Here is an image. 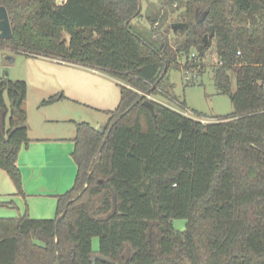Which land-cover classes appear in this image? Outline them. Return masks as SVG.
Segmentation results:
<instances>
[{
	"label": "trees",
	"instance_id": "obj_1",
	"mask_svg": "<svg viewBox=\"0 0 264 264\" xmlns=\"http://www.w3.org/2000/svg\"><path fill=\"white\" fill-rule=\"evenodd\" d=\"M180 2L187 28L176 32L184 37L175 51L132 27L139 0H0L13 30L0 48L98 69L121 92L105 132L75 122L77 173L56 196V216L0 217V264H264V0ZM213 44L216 89L233 113L203 122L153 101L154 115L144 93H170L171 68L195 84ZM28 88L0 77V169L21 195Z\"/></svg>",
	"mask_w": 264,
	"mask_h": 264
},
{
	"label": "rangeland",
	"instance_id": "obj_2",
	"mask_svg": "<svg viewBox=\"0 0 264 264\" xmlns=\"http://www.w3.org/2000/svg\"><path fill=\"white\" fill-rule=\"evenodd\" d=\"M139 1L141 14L133 19L132 27L156 46H160L164 40L173 50H178L182 42L179 36L184 37V35L174 32L172 25L185 21V7L182 6L180 0ZM58 2L61 3L62 0ZM156 22L159 23L156 24ZM153 28L157 31L154 32ZM214 46L213 44L207 52L201 64L205 68L204 72L196 78L195 84H188V74L183 68H171L164 80L166 89L180 102L186 104L190 115L204 122L215 121L217 116H227L234 111L230 96L219 94L216 89L211 68V64L217 62ZM180 60L184 62V56H181ZM63 64L66 63L60 64L55 59L43 56L33 59L11 49L0 48V77L5 75L10 79H22L28 83L26 101L28 115L33 120H39L38 118L43 116L45 109L48 108L53 113V118L59 119L57 125L54 124V126L60 128L63 133L61 135L66 140L55 141L56 147L69 145V137H73L76 133L75 122H89L95 128L106 126L109 119L107 110L115 109L120 100L117 96L120 91L119 84L110 81L112 85L96 86L90 81L79 80L77 82L71 78L67 79L65 69L61 68L65 66ZM229 75L231 89L234 91L237 88V76L233 71ZM190 76H193L192 73ZM61 83L62 86H60ZM50 96L62 97L43 106L42 101ZM201 113L206 116H200ZM174 226L176 229L184 230L186 220L184 218L175 219ZM93 247L98 249V237L93 239Z\"/></svg>",
	"mask_w": 264,
	"mask_h": 264
},
{
	"label": "crops",
	"instance_id": "obj_3",
	"mask_svg": "<svg viewBox=\"0 0 264 264\" xmlns=\"http://www.w3.org/2000/svg\"><path fill=\"white\" fill-rule=\"evenodd\" d=\"M63 65L60 67L65 69L67 79L90 81L96 86L111 84L110 81L119 84L118 80L98 69L75 64ZM117 96L120 98V91ZM38 119L33 120L28 115L30 142L22 147L18 158L25 195L17 192L8 173L0 169V217H19L28 213L34 218H54L57 210L56 196L67 192L74 184L77 165L72 151L76 133L69 137V145L56 147L55 141L66 140L60 128L54 126L59 119L53 118L48 108Z\"/></svg>",
	"mask_w": 264,
	"mask_h": 264
},
{
	"label": "water",
	"instance_id": "obj_4",
	"mask_svg": "<svg viewBox=\"0 0 264 264\" xmlns=\"http://www.w3.org/2000/svg\"><path fill=\"white\" fill-rule=\"evenodd\" d=\"M187 28V23L186 22H176L172 25V29L174 32H178L179 30L184 32ZM214 27H211V31L209 34H206L203 38L204 44L208 45L210 42V39L214 37ZM13 36V30H12V25L9 17V13L7 8L4 5H0V37L3 39H10ZM199 52L201 55H203V45H200L198 48ZM13 61V59H11ZM144 104L148 106L153 114L155 115V110H154V103L153 101L146 99L144 101ZM99 132H105L106 126H98L96 128ZM73 200H70V202ZM66 214V211L59 217H63Z\"/></svg>",
	"mask_w": 264,
	"mask_h": 264
},
{
	"label": "built area",
	"instance_id": "obj_5",
	"mask_svg": "<svg viewBox=\"0 0 264 264\" xmlns=\"http://www.w3.org/2000/svg\"><path fill=\"white\" fill-rule=\"evenodd\" d=\"M159 22H156V24H158ZM196 54L197 52H193L191 54V57L192 58H195L196 57ZM60 63H65V61H62V60H56ZM187 78L188 79H191L192 77L190 76L191 73H187ZM194 75V74H192ZM158 94H153V93H144L147 97V99L151 100V101H156L158 103H161L169 108H172L186 116H189V117H192L190 115V113L188 112V109L186 108V106L183 104V102H180L173 94L171 93H168L166 91H164L163 89L161 88H158ZM160 97V98H159ZM204 122V120H202Z\"/></svg>",
	"mask_w": 264,
	"mask_h": 264
}]
</instances>
